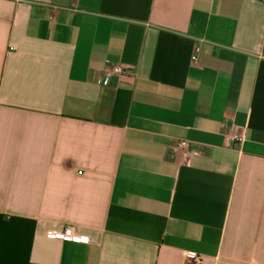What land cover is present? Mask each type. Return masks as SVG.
<instances>
[{"label": "crops", "instance_id": "obj_1", "mask_svg": "<svg viewBox=\"0 0 264 264\" xmlns=\"http://www.w3.org/2000/svg\"><path fill=\"white\" fill-rule=\"evenodd\" d=\"M0 264H264V0H0Z\"/></svg>", "mask_w": 264, "mask_h": 264}, {"label": "built area", "instance_id": "obj_2", "mask_svg": "<svg viewBox=\"0 0 264 264\" xmlns=\"http://www.w3.org/2000/svg\"><path fill=\"white\" fill-rule=\"evenodd\" d=\"M197 60H198V55L197 54H194L192 56V61L194 63H197ZM131 70L129 67H126L124 65H121V64H112V72L115 73V74H126V73H129ZM106 78H101L100 79V82L101 83H106ZM235 140H239L238 137H234ZM178 145L180 147H185V148H189L190 152L191 153H194V154H198L199 150L195 147H190L189 145V142L186 141V140H181L179 141ZM47 235H49L50 237L52 238H59V239H74V231H73V227L71 226H68L66 227L64 230H51V231H48ZM190 255H193V256H196L194 255L193 253H189Z\"/></svg>", "mask_w": 264, "mask_h": 264}]
</instances>
